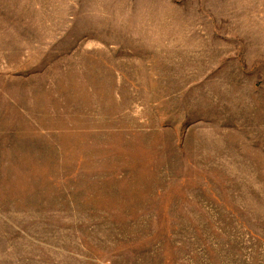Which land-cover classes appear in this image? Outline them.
<instances>
[{"label": "rangeland", "instance_id": "obj_1", "mask_svg": "<svg viewBox=\"0 0 264 264\" xmlns=\"http://www.w3.org/2000/svg\"><path fill=\"white\" fill-rule=\"evenodd\" d=\"M0 264H264V0H0Z\"/></svg>", "mask_w": 264, "mask_h": 264}]
</instances>
